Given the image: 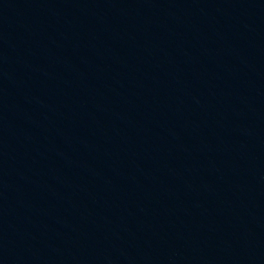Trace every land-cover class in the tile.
<instances>
[{
    "label": "water",
    "instance_id": "1",
    "mask_svg": "<svg viewBox=\"0 0 264 264\" xmlns=\"http://www.w3.org/2000/svg\"><path fill=\"white\" fill-rule=\"evenodd\" d=\"M0 264H264V0H0Z\"/></svg>",
    "mask_w": 264,
    "mask_h": 264
}]
</instances>
